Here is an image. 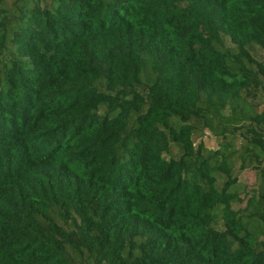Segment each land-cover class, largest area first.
Listing matches in <instances>:
<instances>
[{
	"label": "trees",
	"instance_id": "1",
	"mask_svg": "<svg viewBox=\"0 0 264 264\" xmlns=\"http://www.w3.org/2000/svg\"><path fill=\"white\" fill-rule=\"evenodd\" d=\"M0 264H264V0H0Z\"/></svg>",
	"mask_w": 264,
	"mask_h": 264
},
{
	"label": "rangeland",
	"instance_id": "2",
	"mask_svg": "<svg viewBox=\"0 0 264 264\" xmlns=\"http://www.w3.org/2000/svg\"><path fill=\"white\" fill-rule=\"evenodd\" d=\"M255 52L257 55H260L262 53V51L258 49L256 46H255ZM198 138H201L203 140L204 145L207 147H217L218 146V139L212 132H210L207 129H203V132L201 133L200 137H197L195 140H197ZM235 172H236L238 181L241 184H250L256 181L253 169L251 168H244V169L235 168ZM217 182H219V180Z\"/></svg>",
	"mask_w": 264,
	"mask_h": 264
}]
</instances>
